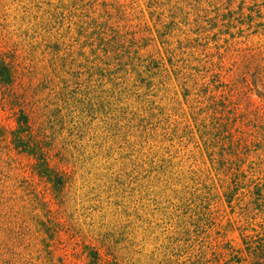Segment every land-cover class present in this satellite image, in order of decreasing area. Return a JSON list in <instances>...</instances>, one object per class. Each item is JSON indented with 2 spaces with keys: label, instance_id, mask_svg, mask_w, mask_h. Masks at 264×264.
<instances>
[{
  "label": "rangeland",
  "instance_id": "374dc122",
  "mask_svg": "<svg viewBox=\"0 0 264 264\" xmlns=\"http://www.w3.org/2000/svg\"><path fill=\"white\" fill-rule=\"evenodd\" d=\"M0 60V264H264V0H0Z\"/></svg>",
  "mask_w": 264,
  "mask_h": 264
},
{
  "label": "trees",
  "instance_id": "16d2710c",
  "mask_svg": "<svg viewBox=\"0 0 264 264\" xmlns=\"http://www.w3.org/2000/svg\"><path fill=\"white\" fill-rule=\"evenodd\" d=\"M10 73L8 72V68L5 65L3 60H0V81L2 83H8L10 81ZM20 126L24 125L26 126V123L24 122H18ZM51 179V178H50ZM61 185V180L56 179V188H58Z\"/></svg>",
  "mask_w": 264,
  "mask_h": 264
}]
</instances>
